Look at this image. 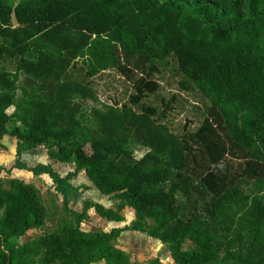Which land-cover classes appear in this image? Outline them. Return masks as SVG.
<instances>
[{
  "label": "trees",
  "instance_id": "trees-1",
  "mask_svg": "<svg viewBox=\"0 0 264 264\" xmlns=\"http://www.w3.org/2000/svg\"><path fill=\"white\" fill-rule=\"evenodd\" d=\"M227 2L209 11L210 0H0V139L15 137L18 157L47 146L74 172L61 177L19 158L15 167L49 175L61 193L84 172L122 201L117 210L95 205L103 218L123 221L126 206L136 216L130 229L64 223L17 245L48 213L33 185L10 179L0 183V264H132L116 246L128 230L165 244L176 264H264V0ZM169 57L211 104L197 135L223 130L255 167L250 189L242 181L219 186L209 171L196 178L205 200L181 201L179 176L190 162L183 140L152 109L101 105L91 86L65 79L78 60L95 75ZM7 61L14 72L1 68ZM87 100L95 103L89 110ZM137 147L147 149L139 159ZM186 241L194 247L184 250Z\"/></svg>",
  "mask_w": 264,
  "mask_h": 264
},
{
  "label": "rangeland",
  "instance_id": "rangeland-1",
  "mask_svg": "<svg viewBox=\"0 0 264 264\" xmlns=\"http://www.w3.org/2000/svg\"><path fill=\"white\" fill-rule=\"evenodd\" d=\"M210 4H213V7H210L209 11H217L226 8L228 2L210 0ZM139 65L140 67H134V63L130 62L128 67L125 66L126 69H112L92 75L86 65L78 60L71 66L65 79L91 86L101 105L132 107L139 113L152 109L157 122L166 124L183 140L190 162L188 170L179 176L182 185L181 201L188 203L186 199L191 202L205 200L206 192L196 184V178L209 171H213L214 180L219 186L224 184L230 186L242 181L244 187L250 189L249 184L253 179L255 167L232 145L223 130L216 127L214 132L207 135L204 132L197 135L205 120L211 119V104L180 72L176 60L169 57L165 61L140 62ZM1 68L14 72V65L9 61L2 63ZM23 83L24 77L21 76L20 86ZM140 92L143 98L138 104H133V97ZM83 104L86 110L95 105L91 100ZM8 112L13 111L11 109ZM17 145V139L9 134L0 139V167L4 168L0 173V183L6 187L7 182L15 178L33 185L43 199L48 216L43 226L31 229L24 236L13 239L15 244L23 245L46 234L56 233L64 223L79 225L85 232L112 229V221L103 218L95 209V205L117 210L122 202L119 197L101 193L84 172L72 178L69 181L71 187H67L66 192L61 193L49 175H35L26 169H18L15 167L16 161L19 158V162L28 167L39 164L51 166L61 177L74 172V165L61 163L52 158L47 146L24 151L18 157ZM146 152L147 149L137 147L134 157L139 159ZM259 170L264 172V168L259 167ZM119 213L123 221L118 225L130 229L136 221L135 210L126 206ZM154 224L153 220H146L147 229ZM116 246L130 255L132 264H173L166 245L145 233L124 231L117 239ZM193 247L190 241L183 245L184 250Z\"/></svg>",
  "mask_w": 264,
  "mask_h": 264
},
{
  "label": "crops",
  "instance_id": "crops-1",
  "mask_svg": "<svg viewBox=\"0 0 264 264\" xmlns=\"http://www.w3.org/2000/svg\"><path fill=\"white\" fill-rule=\"evenodd\" d=\"M111 223H112V229H113V228H122L121 226L118 225V223H120V222L112 221ZM169 259H170V258H169ZM170 260H171V262L173 261V262H172L173 264H176V263L174 262L173 259H170ZM131 261H132V263H133V260H131Z\"/></svg>",
  "mask_w": 264,
  "mask_h": 264
}]
</instances>
